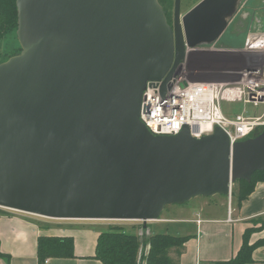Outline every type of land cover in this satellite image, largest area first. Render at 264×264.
Returning <instances> with one entry per match:
<instances>
[{
  "label": "water",
  "instance_id": "obj_1",
  "mask_svg": "<svg viewBox=\"0 0 264 264\" xmlns=\"http://www.w3.org/2000/svg\"><path fill=\"white\" fill-rule=\"evenodd\" d=\"M241 0H200L173 22L158 0H15L20 51L0 62V207L50 219L157 220L165 206L229 196L264 170V128L230 144L215 126L154 135L149 81L214 44Z\"/></svg>",
  "mask_w": 264,
  "mask_h": 264
},
{
  "label": "crops",
  "instance_id": "obj_2",
  "mask_svg": "<svg viewBox=\"0 0 264 264\" xmlns=\"http://www.w3.org/2000/svg\"><path fill=\"white\" fill-rule=\"evenodd\" d=\"M243 7L246 12L239 22L242 26L238 30L234 28L235 33L240 29L244 31L242 46L219 45L230 24L214 45L239 50L250 34L264 35V0H241L231 21ZM229 55L201 54L197 63L218 67L234 60ZM237 114L241 113L233 116ZM237 192L234 190L232 193L231 189L230 196L196 197L184 204L167 205L159 219L148 221L146 228L143 229L142 223L138 222L141 225L138 234L189 236L178 264H218L236 255L242 246L244 233L248 232V243L255 244L251 253L253 262L248 264H264V245L260 243L264 239V181H257L241 202ZM114 223L106 220L50 219L0 207V264H103L94 258L97 237L101 231L116 225ZM39 236L71 237L72 256L40 260L37 254Z\"/></svg>",
  "mask_w": 264,
  "mask_h": 264
},
{
  "label": "built area",
  "instance_id": "obj_3",
  "mask_svg": "<svg viewBox=\"0 0 264 264\" xmlns=\"http://www.w3.org/2000/svg\"><path fill=\"white\" fill-rule=\"evenodd\" d=\"M221 50L214 44L189 48L188 51ZM239 69L217 74V79L193 80L178 65L164 82L149 81L142 93L139 119L154 135L177 134L184 125L190 135L199 138L222 128L230 144L250 137L257 127L264 126L260 116L237 114L228 117L222 110L223 101H244L258 106L264 104V35L250 34L241 49ZM229 74V75H228Z\"/></svg>",
  "mask_w": 264,
  "mask_h": 264
},
{
  "label": "trees",
  "instance_id": "obj_4",
  "mask_svg": "<svg viewBox=\"0 0 264 264\" xmlns=\"http://www.w3.org/2000/svg\"><path fill=\"white\" fill-rule=\"evenodd\" d=\"M16 29L17 10L15 0H0V44ZM259 180L264 181V170L253 172L249 181H236L239 183L237 193L240 202L247 197L253 190L254 184ZM233 191L232 189V193ZM140 226V224H132L127 228L123 225H112L107 230L101 231L97 237L94 258L100 260L103 264L179 263L180 255L184 251V245L189 236L139 235ZM248 234V232L244 233L242 246L236 255L218 264H248L253 262L251 253L255 244L248 243ZM260 243L264 245V239ZM146 246L147 254L144 256ZM37 254L40 260L46 257H71L72 238L39 236Z\"/></svg>",
  "mask_w": 264,
  "mask_h": 264
},
{
  "label": "rangeland",
  "instance_id": "obj_5",
  "mask_svg": "<svg viewBox=\"0 0 264 264\" xmlns=\"http://www.w3.org/2000/svg\"><path fill=\"white\" fill-rule=\"evenodd\" d=\"M158 1L161 4V6L163 7V10L166 14V17L168 18V21L170 23H172L173 22L174 0H158ZM197 2H198V0H181V2H180V14H184L185 12H187ZM245 12H246L245 8L244 7L241 8V10L236 15V18L232 20V22L228 26V29H226V31L223 33V35H222L223 38L221 39V41L219 40V45L220 44L223 45L224 43H228L229 45L232 44L233 48L242 46V42L244 41V37H245L244 31L242 29H240V32L235 33L234 28H236L237 30H238V28H241L242 25H240L239 22L241 23L244 15H245ZM227 47L228 46H226V45L221 46L220 49H222V50L227 49L226 51H221V52L229 53L230 54L229 57L234 58V60H232L231 62L229 61L230 63L226 62L227 64H225V65L220 64L218 67L217 66L214 67V65H212V66H200L197 63V59L199 56H201V54H197V52H194V51H187V54H186L184 60L181 61L182 69L193 80L217 79L224 72L226 74L227 72H231V71L239 69L242 65V61H243L242 57L243 56L236 54L234 51H232L231 48L229 49ZM20 49L21 48H20V45H19L18 40L16 38V30H15L14 33H11L9 36H7L6 39L4 41H2L0 44V62L5 61L11 55L17 54L20 51ZM214 54H216V53H214ZM232 54H234V55H232ZM222 55L224 57L226 56V54H222ZM217 74H220V75L216 76ZM221 106H222V110H223L224 114L227 116L229 115L228 117H232L236 113H241L244 116H248V117H253V116L259 117L260 116L262 119H264V104H259L258 106H254V105L246 103L244 101H233V102L232 101H223L221 103ZM263 128H264V126L255 128L252 131L250 137L255 135V134L260 133L263 130ZM232 189L237 191L239 189V183L234 182L232 184ZM217 198H220V197H217ZM106 221L116 222L114 224L123 225L127 228L130 227L132 224L137 225L138 222H140V221H126V220H106ZM71 222H73V221H71ZM74 222H79V221H74ZM146 254H147V246L144 248L143 255L145 256ZM142 264H144V262Z\"/></svg>",
  "mask_w": 264,
  "mask_h": 264
},
{
  "label": "flooded vegetation",
  "instance_id": "obj_6",
  "mask_svg": "<svg viewBox=\"0 0 264 264\" xmlns=\"http://www.w3.org/2000/svg\"><path fill=\"white\" fill-rule=\"evenodd\" d=\"M198 1H200V0H198ZM186 13V12H185ZM181 15H183V14H181ZM167 18V17H166ZM167 21H168V18H167ZM232 21H230V23H231ZM168 23L170 24V25H172V23H170L169 21H168ZM229 23V24H230ZM219 49H220V47H218ZM227 49H224V50H216V51H211L212 53H216L215 55L216 56H223L222 54H226V55H229V53H223V52H221V51H226ZM233 51V50H232ZM211 52H199V53H197V54H207V53H211ZM222 65H225V63H222ZM256 135V134H255Z\"/></svg>",
  "mask_w": 264,
  "mask_h": 264
}]
</instances>
